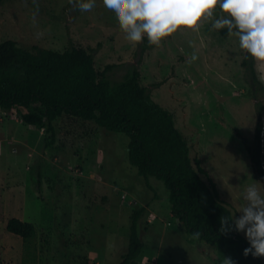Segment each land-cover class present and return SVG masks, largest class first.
<instances>
[{
  "label": "rangeland",
  "instance_id": "374dc122",
  "mask_svg": "<svg viewBox=\"0 0 264 264\" xmlns=\"http://www.w3.org/2000/svg\"><path fill=\"white\" fill-rule=\"evenodd\" d=\"M219 15L217 7L213 18L181 27L153 45L147 38L128 41L107 14L105 0H96L91 13L69 0H3L0 42L14 39L36 52L71 45L91 49L99 71L113 65L107 72L112 83L138 68L153 99L173 113L192 160H200L234 213L249 184L264 194V181L255 176L247 149L259 110L264 130V89L254 91L248 81L238 38L212 28ZM255 67L264 83V62L255 60ZM54 124L53 137L24 123L19 109H0V264H116L127 249L130 215L137 207L145 208L139 220L143 247L138 264L233 260L220 245L191 235L172 215L169 189L130 164L124 133L70 115ZM261 137L264 154V132ZM35 168L42 172L41 198ZM13 217L35 224L28 252L22 238L6 228Z\"/></svg>",
  "mask_w": 264,
  "mask_h": 264
},
{
  "label": "trees",
  "instance_id": "16d2710c",
  "mask_svg": "<svg viewBox=\"0 0 264 264\" xmlns=\"http://www.w3.org/2000/svg\"><path fill=\"white\" fill-rule=\"evenodd\" d=\"M3 0H0V3ZM221 34L228 36L226 29ZM246 57L242 66L254 91L264 89L256 72L255 59ZM95 66L91 49L71 45L63 51L45 48L40 52L23 48L14 39L0 42V109H19L24 123L55 135V121L63 115L93 120L108 131L128 137V159L138 173L162 180L170 191L172 215L187 232L209 245H220L236 264H264V257H245L248 242L241 232L220 231L221 218L232 210L219 196L216 184L200 164L192 160L187 139L177 127L173 113L156 102L141 82L138 68H132L118 83ZM262 112H258L255 138L247 145L255 176L264 181ZM35 189L41 198L42 172L32 170ZM206 177V179L203 177ZM150 189L153 186L147 182ZM145 208L130 215L129 242L120 262L138 264L143 242L139 220ZM6 228L23 240L30 251L36 236L35 224L10 218Z\"/></svg>",
  "mask_w": 264,
  "mask_h": 264
},
{
  "label": "clouds",
  "instance_id": "9594fccd",
  "mask_svg": "<svg viewBox=\"0 0 264 264\" xmlns=\"http://www.w3.org/2000/svg\"><path fill=\"white\" fill-rule=\"evenodd\" d=\"M96 0H69L82 12H94ZM212 28L226 29L238 38L239 48L257 61L264 62V0H105V9L115 18L125 38L150 44L161 41L181 27L193 28L204 18H213ZM192 60L197 59L194 54ZM244 203L234 212L236 216H223L220 231L243 232L248 246L245 257H264V194L256 184L243 190ZM227 264H236L227 259Z\"/></svg>",
  "mask_w": 264,
  "mask_h": 264
},
{
  "label": "built area",
  "instance_id": "2783aa9c",
  "mask_svg": "<svg viewBox=\"0 0 264 264\" xmlns=\"http://www.w3.org/2000/svg\"><path fill=\"white\" fill-rule=\"evenodd\" d=\"M263 132H264V130L262 129V134H263ZM262 134H261V135H262Z\"/></svg>",
  "mask_w": 264,
  "mask_h": 264
}]
</instances>
